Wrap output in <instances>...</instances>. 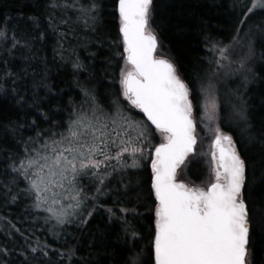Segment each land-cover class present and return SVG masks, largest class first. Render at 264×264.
I'll return each mask as SVG.
<instances>
[{"label":"snow or ice","instance_id":"1","mask_svg":"<svg viewBox=\"0 0 264 264\" xmlns=\"http://www.w3.org/2000/svg\"><path fill=\"white\" fill-rule=\"evenodd\" d=\"M158 9L156 0H44L41 14L0 12V103L25 117L0 110V203L20 212L19 226L4 218L11 239L0 246V264H99L69 227L83 232L100 210L123 234L116 264H264V120L253 123L246 97L257 44L264 60V24L253 23L264 0H232L231 38L205 35L215 71L198 84L162 52ZM73 41L86 51L98 42L89 61L107 43L103 98ZM49 49L51 60L41 55ZM49 63L87 73L76 81L80 102L42 110V100L59 95L46 82ZM228 77L241 83L222 99L218 85ZM29 109L39 122L26 119ZM198 126L212 138L201 185L178 178L204 155Z\"/></svg>","mask_w":264,"mask_h":264},{"label":"trees","instance_id":"2","mask_svg":"<svg viewBox=\"0 0 264 264\" xmlns=\"http://www.w3.org/2000/svg\"><path fill=\"white\" fill-rule=\"evenodd\" d=\"M111 3V0H108ZM159 4V9L156 15V23L161 26L157 28L159 40L162 45V52L166 57L170 58L176 65L179 74L186 80L193 82L197 81V77L202 79L206 78L213 66H210L206 62L208 52L206 50L205 35H211L216 39L223 40L227 43L230 40V36L224 35L225 32L232 30L233 13L231 11L232 0H156ZM44 0H0V12L9 13L12 16H17L19 12H23L25 16L33 14H41L43 12ZM109 11L111 8L108 9ZM237 11H239L237 9ZM107 20H111V17H105ZM253 23L264 24V16H257L254 18ZM111 28V37L115 38L117 35V27L115 23L108 25ZM83 42H87L85 37H81ZM97 43L88 44L87 51L78 47L81 59L85 63H90V71L94 74L95 79L99 81L97 84V91L103 94L105 87L107 86L108 79H105V72L103 71L107 67L105 59L109 55V49L107 43L98 53V57L89 61L87 59L88 51H97ZM161 50H158V54ZM261 51V45L257 44V58L253 61L251 67L257 78L251 80L247 85L246 97L248 100L249 111L252 116L253 123L259 126V121L264 120V60L259 58V52ZM41 55H47L51 60V50L41 52ZM115 63V62H113ZM122 64L123 62L120 61ZM48 79L47 83L53 88L54 93H59L58 96H50L46 100H42L43 111H48L49 107L56 108L57 106L65 107L69 99H75L77 102L83 99L80 89L76 86V81L85 82L87 73L81 72L78 76H73L71 66L57 67L51 63L48 65ZM116 74L118 75V68H116ZM32 69H29V73ZM111 79V70L109 74ZM236 79V78H234ZM241 83V80H238ZM27 83L31 85V77L29 76ZM10 87V85H5ZM191 86V85H190ZM240 84L229 85L226 87L230 91L239 87ZM118 87V85H117ZM23 90V85H21ZM228 91V90H225ZM31 94V93H29ZM39 95L44 96V90H39ZM103 98V96H102ZM127 102H125V105ZM0 110L10 115L12 119H16L17 115L23 120L25 119L23 111L17 112L14 108H5L3 103H0ZM27 120L40 118L32 110H27ZM222 111L221 115L224 116ZM133 115L137 118L144 119L141 113L134 110ZM227 112L225 113V116ZM57 119H66V113L56 117ZM41 127H48L47 124L41 122ZM224 130L227 131V126H224ZM198 132V128H197ZM25 137L34 135L31 130H26L22 133ZM234 139H238V136L234 135ZM156 143V140L154 141ZM239 147V145H238ZM255 151V149H253ZM251 155V152L249 153ZM191 157V156H190ZM184 169H182L183 171ZM186 176L189 181L201 182L203 181L205 169L200 165L199 161L192 162L187 168ZM146 191V190H145ZM111 200L108 199L105 202V207H111ZM20 212L15 206L5 207L0 203V246L7 245L11 239L5 232V217L11 220L13 223H17L19 226L18 218ZM28 227V225H25ZM69 231L77 237L80 242L81 251L87 253L92 251L96 258L99 260V264H116L121 258V250L124 247L123 234L120 231L118 223L109 221L108 215L105 211H98L83 232L74 231L69 227ZM39 234V233H38ZM50 239V238H49ZM94 244L93 249H88V244ZM54 247L57 245H53ZM140 247L145 249V256H148L147 248L149 247L148 241H140ZM11 259V257H9ZM18 264V262H17Z\"/></svg>","mask_w":264,"mask_h":264},{"label":"rangeland","instance_id":"3","mask_svg":"<svg viewBox=\"0 0 264 264\" xmlns=\"http://www.w3.org/2000/svg\"><path fill=\"white\" fill-rule=\"evenodd\" d=\"M252 63H251V65H252ZM213 71H215V67L214 66H213L212 70L210 71V73L208 74V76L211 75ZM208 76L203 79L205 82L207 81ZM234 78H236V79H234ZM237 79L241 80L240 77H228L226 79V81L222 80L220 82L218 87L220 88V95H221L222 99H226V94L231 92L229 89L226 88V87H229L230 83H231L232 86L237 84V83L240 84V81H237ZM225 90H228V91H225ZM223 112L226 113L227 109L225 108V110ZM225 113H224V116H225ZM137 119L143 120L141 118H137ZM197 133H198V143L196 145V151H197V153H202L204 155L197 156L193 160V162L194 161L195 162L199 161L200 165L205 169L204 177H203L204 178L203 180H205L208 177L209 171H210V162H211V156H210L211 148H210V145H211V142H212V138H211L210 134L209 135H205V133L201 131V128L199 126H198V132ZM158 142H159V135L157 134L156 143H158ZM153 143H155V142L153 141ZM189 159L192 160L193 158L189 157ZM187 171H188L187 169H184L181 173L182 174L183 173L187 174L188 173ZM182 174L178 177L179 179H182V180L186 181L187 183H191V184H195V185H201L202 181L193 183V182L189 181L188 178L186 176H183Z\"/></svg>","mask_w":264,"mask_h":264},{"label":"water","instance_id":"4","mask_svg":"<svg viewBox=\"0 0 264 264\" xmlns=\"http://www.w3.org/2000/svg\"><path fill=\"white\" fill-rule=\"evenodd\" d=\"M142 116H143V114H142ZM144 118V117H143ZM145 119V118H144ZM212 143V142H211ZM184 181V180H183ZM184 182H186V181H184ZM187 183V182H186Z\"/></svg>","mask_w":264,"mask_h":264}]
</instances>
